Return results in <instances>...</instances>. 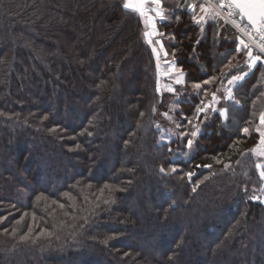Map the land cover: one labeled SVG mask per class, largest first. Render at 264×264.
Wrapping results in <instances>:
<instances>
[{
    "label": "trees",
    "instance_id": "obj_1",
    "mask_svg": "<svg viewBox=\"0 0 264 264\" xmlns=\"http://www.w3.org/2000/svg\"><path fill=\"white\" fill-rule=\"evenodd\" d=\"M123 3L0 0V264H264L250 151L263 63L236 54L230 23L197 25L188 0H164L167 60L186 73L169 92L143 20ZM230 59L238 68L205 87L222 95L246 72L241 103L229 102L227 122L209 112L197 123L207 99L193 85ZM185 117L201 129L191 151L178 139L192 130Z\"/></svg>",
    "mask_w": 264,
    "mask_h": 264
},
{
    "label": "snow or ice",
    "instance_id": "obj_2",
    "mask_svg": "<svg viewBox=\"0 0 264 264\" xmlns=\"http://www.w3.org/2000/svg\"><path fill=\"white\" fill-rule=\"evenodd\" d=\"M164 0H124L123 8L131 10L139 15L143 20L146 28L149 31H145L143 36L146 38L147 43L152 45V52L159 61L161 57V52L163 53V58L168 71L164 73L169 79L174 78V83L176 85L184 84L185 81L182 79L186 73L183 72L182 68L175 67V60L168 61L167 57L169 53L164 50V33L160 32L157 26V22H164L167 18V13L163 7ZM186 8L193 13L192 20L197 25H202L207 19L212 20H224L225 24L233 25L241 34L238 37V42L235 47V52L237 55L243 53L248 58V67L253 68L258 63L264 62V0H194L192 3H187ZM197 8H199V13H197ZM179 19V17H177ZM219 36V32L214 34ZM174 39V36L172 37ZM200 43L199 40L196 42ZM257 49L258 52H254ZM175 57V52L171 54ZM234 59V58H233ZM159 63L157 68H159ZM238 65L233 64L230 59L224 68L219 70V75L210 76L208 79L204 80L203 83H195L193 85L194 89L202 91L204 97L207 99H201L195 108V118L197 123H201V117L205 120L207 119V114L212 112L214 115L219 116L222 121L227 122L229 120L230 107L229 102L232 104L239 105L241 102L235 98L234 88L238 82L243 81L248 73L243 72L239 75H231L228 79V85L224 90L222 95H218L220 92L219 88L215 91L209 93L205 86L214 85L218 81L222 82L224 78L228 77L229 74L236 70ZM159 87L157 91H159ZM169 92L175 93L176 89L173 87L168 88ZM143 116L144 114L141 113ZM167 116V113H165ZM186 124L191 127V131L184 130L178 133V139L183 143V148L191 151L194 144L197 142V138L201 133V129L194 124L191 119L185 117ZM177 128L183 127L181 124L176 125ZM159 128V125H157ZM255 132L259 136L257 142V147L251 149L250 151L256 152L258 156H264V111L259 113L258 125L255 127ZM242 135H250L249 127H244L241 130ZM164 138L162 137V140ZM169 145L173 142L169 137L166 141ZM235 143V142H234ZM259 149V150H257ZM169 152H172L171 147L168 148ZM219 163V161H217ZM205 167H210V165H205ZM228 167V165H225ZM258 167H264L258 165ZM177 169L175 166L171 168V172H175ZM159 171L161 173H166V169L163 165L160 166ZM261 177L264 178V171L260 173ZM189 178H191L192 173H188ZM195 191V188H193ZM2 219V218H0ZM23 219V217H21ZM7 232V229H5ZM15 231V230H13ZM31 229H29V232ZM28 236L25 234L21 236V240L27 239Z\"/></svg>",
    "mask_w": 264,
    "mask_h": 264
},
{
    "label": "rangeland",
    "instance_id": "obj_3",
    "mask_svg": "<svg viewBox=\"0 0 264 264\" xmlns=\"http://www.w3.org/2000/svg\"><path fill=\"white\" fill-rule=\"evenodd\" d=\"M189 1V3H192V2H194V0H188ZM198 9V11H199V8H197ZM235 29V28H234ZM150 29L149 28H146V31H149ZM236 30V29H235ZM236 32H237V36L238 37H240V34H239V32L236 30ZM162 55H163V53L161 52V57H162ZM157 63H159V65H160V67L158 68V70H159V76H160V78H159V84H160V86H162V88L163 89H167L168 90V88L169 87H173L174 86V78L173 79H169L168 77H166L165 75H164V73L166 72V71H168V68H167V66H166V64H165V61L161 58ZM263 63V65H264V62H262ZM176 68H178L177 66H175ZM179 69V68H178ZM182 79H183V77H182ZM227 87H229V85H228V81L226 82V84H225V88L224 89H226ZM262 111H264V109L262 110ZM259 121V120H258ZM163 135H165V136H163ZM162 137L164 138V139H167V137H166V134H164V132L162 133ZM161 137V138H162ZM257 150H259V149H257ZM255 153V155L257 156V158H256V167H257V169H258V172H259V175H260V173H261V171H264V167H258V165H261V166H264V156H258L257 154H256V152H254ZM261 176V175H260ZM262 178V177H261ZM262 187H261V190H262V193H263V195H262V197H261V200H260V202L261 203H263L264 204V178H262Z\"/></svg>",
    "mask_w": 264,
    "mask_h": 264
},
{
    "label": "built area",
    "instance_id": "obj_4",
    "mask_svg": "<svg viewBox=\"0 0 264 264\" xmlns=\"http://www.w3.org/2000/svg\"><path fill=\"white\" fill-rule=\"evenodd\" d=\"M233 26V25H232ZM234 27V26H233ZM235 28V27H234ZM236 29V28H235ZM237 30V29H236ZM238 31V30H237ZM239 32V31H238ZM240 34V33H239ZM241 35V34H240Z\"/></svg>",
    "mask_w": 264,
    "mask_h": 264
}]
</instances>
